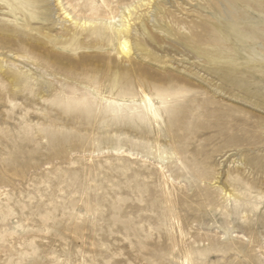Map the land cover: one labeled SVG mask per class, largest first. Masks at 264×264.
Here are the masks:
<instances>
[{"label":"rangeland","instance_id":"374dc122","mask_svg":"<svg viewBox=\"0 0 264 264\" xmlns=\"http://www.w3.org/2000/svg\"><path fill=\"white\" fill-rule=\"evenodd\" d=\"M0 264H264V0H0Z\"/></svg>","mask_w":264,"mask_h":264},{"label":"bare ground","instance_id":"6f19581e","mask_svg":"<svg viewBox=\"0 0 264 264\" xmlns=\"http://www.w3.org/2000/svg\"><path fill=\"white\" fill-rule=\"evenodd\" d=\"M8 1L10 2V1H15V0H8ZM120 44H121V46H120L121 51H123V53H126L128 55V48H127L128 47V41L124 39ZM149 102H150V105L153 106V103H152L150 98H149Z\"/></svg>","mask_w":264,"mask_h":264}]
</instances>
